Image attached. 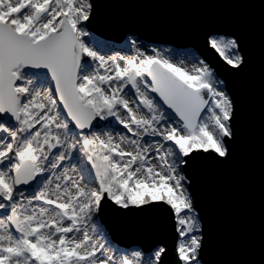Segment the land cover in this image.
Masks as SVG:
<instances>
[{
	"label": "snow or ice",
	"instance_id": "obj_1",
	"mask_svg": "<svg viewBox=\"0 0 264 264\" xmlns=\"http://www.w3.org/2000/svg\"><path fill=\"white\" fill-rule=\"evenodd\" d=\"M92 7L0 0V264H162L164 248L145 259L111 244L100 216L108 202L170 206L188 238L178 258L199 264L196 220L180 217L193 209L183 167L199 152L228 155L233 102L203 60L189 72L155 49L106 55L87 30ZM209 44L243 64L235 39ZM101 121L131 136L117 140Z\"/></svg>",
	"mask_w": 264,
	"mask_h": 264
},
{
	"label": "water",
	"instance_id": "obj_2",
	"mask_svg": "<svg viewBox=\"0 0 264 264\" xmlns=\"http://www.w3.org/2000/svg\"><path fill=\"white\" fill-rule=\"evenodd\" d=\"M90 2L87 30L101 40L115 48H125L123 41L129 38L191 50L222 81L234 106L228 155L199 152L183 167L202 238L198 260L264 264V0ZM217 36L237 41L244 59L240 67H231L210 47L209 38ZM100 216L119 250L132 248L148 255L164 248L162 264H182L170 206L161 202L121 209L108 202Z\"/></svg>",
	"mask_w": 264,
	"mask_h": 264
},
{
	"label": "rangeland",
	"instance_id": "obj_3",
	"mask_svg": "<svg viewBox=\"0 0 264 264\" xmlns=\"http://www.w3.org/2000/svg\"><path fill=\"white\" fill-rule=\"evenodd\" d=\"M93 36L96 39H98L99 41H102L107 46V47H105L103 49V51L106 53V55H116L117 53H119L120 55H124V56L130 58V57H133V56H135L137 54V49H139L140 51L145 52L146 54H154V53H152V49H155L156 51L161 52V54L165 55V58L171 59L172 62L176 63L177 65H179L181 67L186 68L189 72H191L194 67L198 66V64L194 62V58L197 59V60H199V57L197 55L189 52V51H186V50H177V49H173V48L166 47V46H160V45H157L156 46V45H148V44H139V43H137V42H135V41H133V40H131L129 38L127 40L123 41L125 48H115L110 42H106L104 40H101L100 38L96 37L95 35H93ZM213 38H216V37H213ZM220 38H222V37H220ZM169 51L173 52L174 55L168 56L167 53ZM221 87L223 89V85H221ZM128 89H130V86H128ZM130 90H131V95L128 98L131 100L135 96V90L134 89H130ZM149 95H150V97H152L150 92H149ZM145 113H146V110H143L142 114H145ZM109 119L111 121H114V118H109ZM99 123H100L101 127L103 128V131L104 132H107L108 134L112 135L117 140H119V136L120 135H127L129 137L131 136V134L130 133H127V130L126 129H123L122 125H119L118 122H114V123H112L108 127H103L106 122L101 121ZM97 134H100V132L98 131ZM144 140H151V139L145 137ZM141 143H143V141H141ZM149 155L150 156L151 155H154V153H150ZM73 174L76 175L75 172H73ZM185 187H186V182H185ZM130 207H134V206H130ZM173 212H174V210H173ZM174 214H175V212H174ZM187 216H192V217L195 218L196 224H197V228L199 229V223H198V221L196 219V216H195V213L193 212V210H192L191 213H188L187 210H185L184 212H182L180 214V217L181 218H184V217H187ZM175 220H176V226H177V229L176 230L178 231V228L180 226H179V224L177 222L178 221V218H177L176 214H175ZM197 234L200 235V229H199V232ZM187 239H188L187 237H180L179 236V233H178V239H177L178 242H180L182 240L184 242H187ZM178 242H177V245H178ZM112 245L115 248L118 249L117 246H115L114 244H112ZM132 250H134V249H132V248H130L128 250L122 249V250H120V252L121 253H125V252L130 253ZM176 250H177V247H176ZM155 251L149 253L148 255H144L143 254V257L145 259H147L148 257H151L152 254Z\"/></svg>",
	"mask_w": 264,
	"mask_h": 264
},
{
	"label": "trees",
	"instance_id": "obj_4",
	"mask_svg": "<svg viewBox=\"0 0 264 264\" xmlns=\"http://www.w3.org/2000/svg\"><path fill=\"white\" fill-rule=\"evenodd\" d=\"M186 51H189V52L193 53L191 50H188V49H187ZM193 54H194V53H193ZM195 55H196V54H195ZM199 60H201V59L199 58Z\"/></svg>",
	"mask_w": 264,
	"mask_h": 264
},
{
	"label": "bare ground",
	"instance_id": "obj_5",
	"mask_svg": "<svg viewBox=\"0 0 264 264\" xmlns=\"http://www.w3.org/2000/svg\"><path fill=\"white\" fill-rule=\"evenodd\" d=\"M147 138H150L151 140H153V139H158V138H151V137H147Z\"/></svg>",
	"mask_w": 264,
	"mask_h": 264
}]
</instances>
